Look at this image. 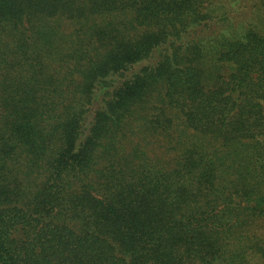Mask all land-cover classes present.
<instances>
[{
    "label": "trees",
    "instance_id": "obj_1",
    "mask_svg": "<svg viewBox=\"0 0 264 264\" xmlns=\"http://www.w3.org/2000/svg\"><path fill=\"white\" fill-rule=\"evenodd\" d=\"M0 264H264V0H0Z\"/></svg>",
    "mask_w": 264,
    "mask_h": 264
}]
</instances>
